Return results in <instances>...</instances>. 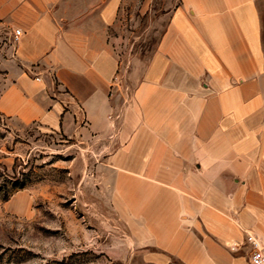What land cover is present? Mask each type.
I'll list each match as a JSON object with an SVG mask.
<instances>
[{"label":"crops","instance_id":"crops-1","mask_svg":"<svg viewBox=\"0 0 264 264\" xmlns=\"http://www.w3.org/2000/svg\"><path fill=\"white\" fill-rule=\"evenodd\" d=\"M122 3L0 0V115L107 152L109 199L146 264H250L247 233L264 242V0H177L132 88Z\"/></svg>","mask_w":264,"mask_h":264},{"label":"rangeland","instance_id":"rangeland-1","mask_svg":"<svg viewBox=\"0 0 264 264\" xmlns=\"http://www.w3.org/2000/svg\"><path fill=\"white\" fill-rule=\"evenodd\" d=\"M176 2L122 3L114 34L130 88ZM106 153L97 142L0 115V264H146L109 199L111 176L98 167Z\"/></svg>","mask_w":264,"mask_h":264},{"label":"built area","instance_id":"built-area-1","mask_svg":"<svg viewBox=\"0 0 264 264\" xmlns=\"http://www.w3.org/2000/svg\"><path fill=\"white\" fill-rule=\"evenodd\" d=\"M20 35V30L15 29L13 40L17 41ZM246 240L249 244L248 260L250 264H264V242L256 235L247 233Z\"/></svg>","mask_w":264,"mask_h":264}]
</instances>
